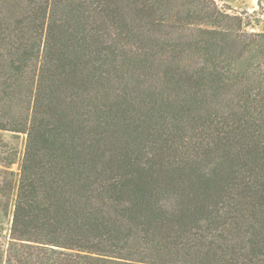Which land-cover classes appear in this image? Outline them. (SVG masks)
<instances>
[{
  "label": "trees",
  "instance_id": "trees-1",
  "mask_svg": "<svg viewBox=\"0 0 264 264\" xmlns=\"http://www.w3.org/2000/svg\"><path fill=\"white\" fill-rule=\"evenodd\" d=\"M261 25L264 0H0L26 136L0 264H264Z\"/></svg>",
  "mask_w": 264,
  "mask_h": 264
},
{
  "label": "rangeland",
  "instance_id": "rangeland-1",
  "mask_svg": "<svg viewBox=\"0 0 264 264\" xmlns=\"http://www.w3.org/2000/svg\"><path fill=\"white\" fill-rule=\"evenodd\" d=\"M220 5L232 8L237 12L250 13L258 9L259 0H216ZM264 30V25L256 27ZM26 136L0 130V225L9 229L14 210V199L17 189L20 164L24 155ZM1 240L2 248L7 245V231Z\"/></svg>",
  "mask_w": 264,
  "mask_h": 264
}]
</instances>
